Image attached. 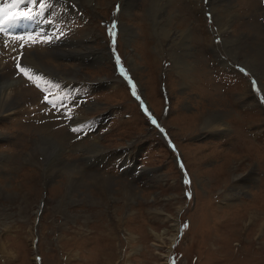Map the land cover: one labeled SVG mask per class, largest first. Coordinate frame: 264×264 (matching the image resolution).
Wrapping results in <instances>:
<instances>
[{
    "label": "rangeland",
    "instance_id": "obj_1",
    "mask_svg": "<svg viewBox=\"0 0 264 264\" xmlns=\"http://www.w3.org/2000/svg\"><path fill=\"white\" fill-rule=\"evenodd\" d=\"M42 1L16 11L52 8L65 40L21 60L57 89L15 76L22 42L0 38L18 94L0 114V264H264V0Z\"/></svg>",
    "mask_w": 264,
    "mask_h": 264
},
{
    "label": "bare ground",
    "instance_id": "obj_2",
    "mask_svg": "<svg viewBox=\"0 0 264 264\" xmlns=\"http://www.w3.org/2000/svg\"><path fill=\"white\" fill-rule=\"evenodd\" d=\"M46 3L48 2H54L53 0H44ZM44 1H42V2H44ZM9 2V0H6V1H4V2H2V4H4V3H8ZM87 2H88V0H87ZM55 3V4H54ZM53 4L54 5H60V6H62V5H67L68 6V4H69V2H67L66 0H56V2H54ZM1 4V5H2ZM43 4V3H42ZM45 5V4H44ZM73 6V5H72ZM69 7V6H68ZM75 7V6H74ZM211 9V8H210ZM212 11V10H211ZM53 13H54V10L52 9V8H49V9H43V11L41 12V14L39 15L40 17L39 18H35V19H33V20H31L32 22L30 23V24H33L34 23V21H37V24H39V25H42V26H44V28H45V33L46 34H48V35H50L52 32H53V29H55L54 27H53V24L54 23H52L51 22V20H52V18L53 17H55V16H53ZM49 15V19H50V22L49 23H47V20H48V18L46 17L45 18V15ZM47 15V16H48ZM37 17V16H36ZM46 21V22H45ZM52 23V24H51ZM120 26H121V28L123 29V30H127V29H130L129 28V26H127L125 23H120ZM56 30V29H55ZM55 30H54V32H55ZM53 32V33H54ZM55 34V33H54ZM57 34V33H56ZM53 35V34H52ZM52 35H50V36H52ZM0 38H2L1 40H4V41H1L2 42V45H5V40H9V39H12L11 38V36H5L3 33H0ZM62 38H64V37H62ZM62 38H56L55 39V42H58V41H60L59 43H61L62 41H64L65 39H62ZM90 40V39H89ZM87 41V40H86ZM54 42V43H55ZM8 43H9V41H8ZM75 43V42H74ZM20 44L21 43H19L16 47H14V51H13V54L12 55H14L13 56V62H12V69L14 70V74H15V76H17V77H19V78H24V79H26L27 81H29L30 83H33V84H36V85H39V87H41L42 89H46V90H48L49 89V86H50V84L48 83L45 87H44V85L42 84V82H44L43 80L44 79H41L40 78V76H42V75H39L38 74V72H37V74L36 75H34V76H39V79L38 80H36V81H30L27 77H25V76H23V74H21V73H19V71H18V69H17V58H19L20 60H21V53H23V51H24V48L23 49H21L20 48ZM45 45H47V46H50V45H52L53 43H50V44H47V43H44ZM58 44V43H57ZM65 44H67V43H65ZM64 44V45H65ZM8 45V44H7ZM68 45V44H67ZM75 45V44H74ZM86 45H88V44H86ZM76 46V45H75ZM83 46V45H82ZM56 47V46H55ZM66 47V46H65ZM58 49V48H57ZM74 49V48H73ZM83 50H84V48H82ZM87 49H89V51H86V53H89V54H91V53H93V54H91V55H96V48H94V47H92V46H88V48ZM59 50H61V49H59ZM68 51V50H67ZM31 52V51H30ZM30 52H28V54L30 55ZM95 52V53H94ZM101 52V51H100ZM34 54V53H33ZM40 55V54H39ZM34 56V55H33ZM44 57V56H43ZM25 58V57H24ZM41 58V57H40ZM66 58H68V57H66ZM101 59L102 57H100V56H98V57H96V59H95V61L97 62V60L98 59ZM34 59H36V58H34ZM42 59V58H41ZM131 59V58H130ZM39 60V59H38ZM22 61V60H21ZM39 61H42V60H39ZM129 61H131V60H129ZM37 62V61H36ZM46 62V61H45ZM33 64H34V62H33ZM39 64H40V62H39ZM15 65V66H14ZM29 65L30 64H28V67H29ZM35 65V64H34ZM47 65H49V64H47V62H46V65L44 64L43 66H42V68L43 69H45V71L46 70H48V71H50V67L49 66H47ZM133 65V64H132ZM23 66V65H22ZM27 66V65H26ZM37 66V65H36ZM38 68H39V66H37ZM16 68V69H15ZM59 68V67H58ZM52 70L53 71H58V72H60L59 71V69H57V70H55L54 68H53V66H52ZM61 70V69H60ZM37 71H40V70H37ZM42 71V70H41ZM35 72V71H34ZM52 72V71H51ZM63 72V71H62ZM34 73L32 72V75H33ZM46 74H48V73H46ZM4 76V74H2V71H1V69H0V83H6V85H7V87L6 88H3L1 91H0V114L1 113H4L3 112V110H9V109H13L14 108V105L15 104H13L12 102H11V99L12 100H16V97H10V95H8L7 94V92H6V89H8L9 88V93H15V96L17 95L18 96V94H17V92H16V90H15V82L13 81V79H5V77H3ZM58 77V76H57ZM47 78V77H46ZM4 79V80H3ZM48 79V78H47ZM47 79H45V80H47ZM18 80V79H17ZM1 81H3V82H1ZM48 81H52V80H49L48 79ZM53 81H55V79H53ZM55 83V82H54ZM53 83V85H55ZM52 85V84H51ZM79 88V87H78ZM35 89V88H34ZM50 89H52V90H55V89H57L56 87H51ZM36 90V89H35ZM61 91H64L63 89H61ZM264 91V90H263ZM56 95H58V93L57 94H53V97H57ZM76 97H78V95L76 96ZM18 99V98H17ZM50 99H52V98H50ZM53 100V99H52ZM14 110V109H13ZM68 115H71L72 116V119H68L67 118V120H66V122L65 121H63V123H65V124H63L64 125V127L66 126L68 129L70 128V129H73V130H75V129H77V130H79L80 128H82V127H84V124H85V122L84 121H82L81 122V124H83V125H73L71 122H72V120H73V118H74V114H71V112L70 111H67L66 112ZM8 114V113H7ZM10 114V113H9ZM62 115H65V112H62L61 113ZM211 115H212V117H216V115L214 114V113H211ZM213 118H211V117H207L206 118V121H205V125H207V124H209V125H212L213 123H214V120H216V119H214V120H212ZM206 128V127H205ZM212 130V129H211ZM64 140V139H63ZM97 141V140H96ZM44 142V144L46 145V147L48 148L49 146H55L56 148H58L59 147V145H58V142L57 141H55L54 140V138H50V137H48V139L46 140L45 139V141H43ZM61 144V143H60ZM92 144H93V142H92ZM95 144V143H94ZM41 146V145H40ZM39 146V147H40ZM46 147H41L40 148V150L39 149H37V150H39L40 152L41 151H43V150H49V149H47ZM51 150H54V149H51ZM55 152V151H54ZM46 153V152H45ZM47 155H48V153H47ZM50 155V154H49ZM58 156H60L59 155V153L58 152H55V154H54V157H53V159L54 158H56V157H58ZM56 161V160H55ZM58 161V160H57ZM56 161V162H57ZM62 165V164H61ZM71 166H73L72 165V163L70 164ZM69 168V167H68ZM72 168H74V167H71V169H69V170H71V172H72ZM61 169V168H60ZM74 170V169H73ZM80 172H82V173H84V171H81V170H79ZM70 174V173H69ZM84 179V178H83ZM68 180H69V182H70V180H72L73 182L75 181V182H77L79 179H75V178H68ZM68 182V183H69ZM94 182V181H93ZM173 239V238H172Z\"/></svg>",
    "mask_w": 264,
    "mask_h": 264
},
{
    "label": "snow or ice",
    "instance_id": "obj_3",
    "mask_svg": "<svg viewBox=\"0 0 264 264\" xmlns=\"http://www.w3.org/2000/svg\"><path fill=\"white\" fill-rule=\"evenodd\" d=\"M41 0H9L8 3H4L0 5V33H3L6 37L11 36L13 41H21L20 48L23 49L26 45L29 44H36V43H54L55 39L58 37L49 36L47 34H40L42 37L41 40H37V37L32 34H26V35H14L12 34V29L15 25L18 23L24 21V20H33L35 19V16L37 13H34L33 9L31 7H27L26 10L16 11V9H20L21 5H27L31 3H40ZM41 11H43V7L41 8ZM109 33L112 37V43H113V51L115 52V42H116V23L113 22V24L109 28ZM62 34V33H61ZM8 41L5 40V47H7ZM21 57L26 56V53H21ZM115 60L117 65H119V71L121 73H125V69L121 65L120 57L119 55H115ZM17 69L19 73L23 74V76L27 77L30 81H36L39 79V76L32 75V70L29 67L22 66V61L17 58ZM243 71V69H241ZM126 74V73H125ZM129 83L132 87L133 95L136 96V86L129 80ZM252 84L254 88L256 87L257 82L255 80L252 81ZM39 87V85H37ZM51 87H58V85H51L49 86V89L46 91H50ZM139 99V97H137ZM44 102L48 104H52L53 107H56L57 101L49 99V96L47 94L44 95ZM147 111V109H145ZM66 118L72 119L71 115H68L65 113ZM152 122L155 124L156 121L153 119ZM79 131V130H77ZM183 167V165H181ZM189 181L185 179V183H188ZM184 227H187V225H184ZM174 264V261H173Z\"/></svg>",
    "mask_w": 264,
    "mask_h": 264
},
{
    "label": "crops",
    "instance_id": "obj_4",
    "mask_svg": "<svg viewBox=\"0 0 264 264\" xmlns=\"http://www.w3.org/2000/svg\"><path fill=\"white\" fill-rule=\"evenodd\" d=\"M78 120H79V118H77V119H76V118H73V120H72L71 123H72L73 125H80L82 121H81V122H78ZM133 157H134V156H133Z\"/></svg>",
    "mask_w": 264,
    "mask_h": 264
}]
</instances>
